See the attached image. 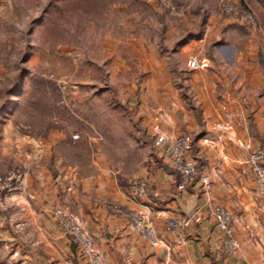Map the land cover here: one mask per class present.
I'll use <instances>...</instances> for the list:
<instances>
[{
  "label": "crops",
  "instance_id": "crops-1",
  "mask_svg": "<svg viewBox=\"0 0 264 264\" xmlns=\"http://www.w3.org/2000/svg\"><path fill=\"white\" fill-rule=\"evenodd\" d=\"M116 1L100 6H160L165 33H142L137 12L122 30L108 25L97 48L105 80L91 78L86 97L49 99L51 113H35L25 98L7 102L0 65V174L24 178L23 191L0 208V264H98L61 230L56 208L83 222L103 264H264V198L245 163L264 148V0ZM192 57L207 66L188 67ZM182 132L193 137L197 173L179 191L177 171L154 141ZM132 177L147 181L139 199L129 195ZM211 205L232 212L233 253L221 248ZM131 209L148 213L158 245L128 230ZM189 214V227L165 231L169 217Z\"/></svg>",
  "mask_w": 264,
  "mask_h": 264
},
{
  "label": "rangeland",
  "instance_id": "rangeland-1",
  "mask_svg": "<svg viewBox=\"0 0 264 264\" xmlns=\"http://www.w3.org/2000/svg\"><path fill=\"white\" fill-rule=\"evenodd\" d=\"M103 1L108 0H11L9 5L0 0V6H7L0 12V65L7 67V102L11 94L19 101L30 100L38 91L37 82L46 84L47 97L54 103L68 102L75 94L86 97L91 78L105 80L98 40L110 25L122 30L123 21L130 23L136 12L142 33H165V11L160 6L156 11L143 6L141 11L114 10L101 8ZM80 2L91 8L77 6ZM155 19L162 22L161 29L153 27Z\"/></svg>",
  "mask_w": 264,
  "mask_h": 264
},
{
  "label": "built area",
  "instance_id": "built-area-1",
  "mask_svg": "<svg viewBox=\"0 0 264 264\" xmlns=\"http://www.w3.org/2000/svg\"><path fill=\"white\" fill-rule=\"evenodd\" d=\"M7 9V6H0V12ZM225 12H230L229 6L224 7ZM178 14V11L173 9ZM252 20V16L249 15ZM190 68L206 67L205 59L192 57L187 61ZM73 140H77L79 135L75 133ZM155 148L170 159L178 175L177 189L185 190L192 182L196 172L195 161L192 157L193 137L190 133L182 132L173 138L165 135H158L154 141ZM245 163L256 182L258 194L264 198V148L259 146L253 149L245 158ZM209 178L201 177L203 188L209 186ZM24 178L21 173L14 170H8L0 174V208L7 210L9 201L15 192L23 191ZM147 181L141 177H132L129 183V195L132 199H139L146 194ZM110 208L116 212L124 211L121 206L112 205ZM214 218L216 228L225 235L221 248L227 253H233L238 248V243L234 237V223L232 212L224 205H211L209 208ZM55 215L58 218L59 226L62 231L68 234L77 244L80 252L85 255L92 263L103 264L104 257L96 249L91 234L86 230L83 222L74 217L62 208L55 209ZM128 230L137 233L146 239L151 246L158 245L159 238L150 222L148 213L136 209L126 211ZM193 215L185 218L171 216L165 221V231H174L177 229L189 227Z\"/></svg>",
  "mask_w": 264,
  "mask_h": 264
},
{
  "label": "trees",
  "instance_id": "trees-1",
  "mask_svg": "<svg viewBox=\"0 0 264 264\" xmlns=\"http://www.w3.org/2000/svg\"><path fill=\"white\" fill-rule=\"evenodd\" d=\"M45 83L37 82L35 84V88L38 90L29 100L30 108L33 112L49 115L50 112V105H49V98L47 97V90ZM46 90V91H45ZM196 174L194 175V177Z\"/></svg>",
  "mask_w": 264,
  "mask_h": 264
},
{
  "label": "water",
  "instance_id": "water-1",
  "mask_svg": "<svg viewBox=\"0 0 264 264\" xmlns=\"http://www.w3.org/2000/svg\"><path fill=\"white\" fill-rule=\"evenodd\" d=\"M190 184H191V183H190ZM188 186H189V185H188ZM189 215H190V214H189ZM189 215H188V216H189Z\"/></svg>",
  "mask_w": 264,
  "mask_h": 264
}]
</instances>
